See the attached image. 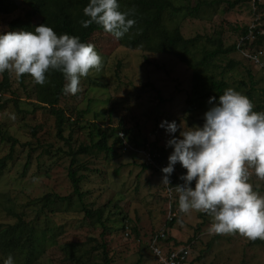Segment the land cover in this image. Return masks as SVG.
Segmentation results:
<instances>
[{"label":"rangeland","instance_id":"rangeland-1","mask_svg":"<svg viewBox=\"0 0 264 264\" xmlns=\"http://www.w3.org/2000/svg\"><path fill=\"white\" fill-rule=\"evenodd\" d=\"M10 1L14 7L7 15L0 14V31H8V23L22 18L27 10L22 0ZM186 1L193 5L195 0H172L176 5L186 4ZM222 1L202 9L196 18L178 16L182 36L198 37L204 43L206 38L220 33L225 48L236 43V29L250 26L256 18L260 26L264 25V0H239L232 8L227 2L235 0ZM260 33L264 34V30ZM88 43L94 45L102 65L99 71L91 69L81 77L77 93H64L61 97L58 107L76 122L64 126L63 140L55 136L54 116L49 109H35L30 75L20 85L15 74L5 70L10 89L1 92L0 159L9 151L10 142H6V137L18 143L12 159L5 162L0 172V227L15 223V215L23 214L25 221L37 227L38 236L45 235L42 252L32 264H74L63 258L60 248L65 244L76 246L77 255L97 244L104 245L91 251L89 257L85 256L84 264H105L102 251L107 254L109 264H158L150 240L162 231L178 245L193 238L187 264H264V239L253 244L252 239L236 232L210 234L208 227L212 218L203 216L204 212L190 210L166 229L169 200L164 194V184L160 183L163 175L144 169L139 152L123 153L113 146L114 152L108 155L92 151L77 156L74 169L83 176L79 186L81 201L72 195L67 177L68 152L80 144H88L89 131L84 127H89V123L102 129L115 128L121 123L139 143L145 140L146 144H157L164 152L166 165L172 150L171 146H166V141L178 136L186 127L201 126L203 113L211 107L210 103L201 108L187 106L192 75L172 56L123 48L104 33H94ZM254 49L249 48V52ZM261 50L264 52V45ZM229 60L236 65L233 70H226L228 88H239L238 92L243 94L249 87L246 75L249 71L255 82L254 99L264 100L263 67L254 65L245 50L215 62L224 66ZM1 77L2 73L0 80ZM241 81L245 85L240 87ZM76 115H79L78 120ZM162 120L175 121L177 132L167 133L159 127ZM185 171L179 162L174 165L173 172L179 181ZM248 182L264 197V180L250 174ZM46 194L69 199L43 209L40 200ZM81 205L94 213L93 219L100 212L105 232L85 217ZM125 225L130 230L129 236L122 230ZM49 233L55 235L52 243ZM162 253H165L164 248ZM3 259L0 254V264ZM13 259L14 264H23L19 255L15 254Z\"/></svg>","mask_w":264,"mask_h":264},{"label":"clouds","instance_id":"clouds-1","mask_svg":"<svg viewBox=\"0 0 264 264\" xmlns=\"http://www.w3.org/2000/svg\"><path fill=\"white\" fill-rule=\"evenodd\" d=\"M82 12L88 17L81 21L82 27L95 23L116 39L135 23L130 18L134 9L121 11L118 0H88ZM101 65L92 43L68 33L58 35L44 23L32 30L0 31V73L9 70L17 79L30 74L34 84L43 85L45 74L56 70L66 81L62 92L75 94L81 77L91 69L99 71ZM208 102L211 107L203 113L201 126L186 127L166 141L172 150L161 168L165 175L160 183L169 185V175L179 162L186 171L180 176L183 184L174 187L178 204L175 199L172 209L183 215L190 210L209 214L210 234L236 232L264 239V197L248 182L250 174L264 180V111H254L250 99L232 88L210 96ZM158 126L167 133L178 128L175 121L162 120ZM2 264H14L12 255Z\"/></svg>","mask_w":264,"mask_h":264},{"label":"trees","instance_id":"trees-1","mask_svg":"<svg viewBox=\"0 0 264 264\" xmlns=\"http://www.w3.org/2000/svg\"><path fill=\"white\" fill-rule=\"evenodd\" d=\"M239 0L234 2H227V6L232 8ZM242 1V0H241ZM88 0H22V4L27 10L22 18H16L8 23L9 30H32L35 25L44 23L53 28L59 35L61 33H68L80 38L82 42L88 43L89 39L94 33H104L112 36L103 31L101 26L92 23L87 27L81 26V21L88 19L82 12L83 7L87 4ZM222 0H195L192 5L188 1L186 4L178 3L177 5L172 0H118L119 9L127 11L133 8L134 12L130 16L135 20V23L130 27L129 31L119 39L113 38L120 46L129 50H140L151 55H169L175 58L179 63L185 65L191 72V98L187 100V106L191 109L209 103L208 98L218 97L223 94L224 90L228 88L225 79V73L234 69L236 63L229 60L224 66H220L218 62L222 58L233 52H240L247 46V41L243 45L237 44V39L240 36L247 34L248 28L242 27L236 29L238 33L236 43L229 47H223L220 33H216L213 38H206L204 43H201L198 37L184 38L178 26V16L196 18L199 12L204 8L219 5ZM258 4L255 3V6ZM14 4L10 0H0V14L7 15ZM36 21L33 23L32 21ZM256 24L254 29L255 39L249 48H256L261 50L264 45V34L260 30H264V25L260 26L259 18L253 22ZM264 69V68H263ZM30 74H22L20 79H17L20 85H23V80ZM46 75V82L41 84L33 83V94L35 97V109H49L50 114L54 116V127L56 130L55 136L57 139L63 140V129L65 125H75L76 122L67 117L62 109L58 107L59 101L63 96L62 88L65 84L63 75L56 70H50ZM249 80V87L243 92L254 105V111H264V100L260 98L254 99V83L253 76L247 72ZM244 82H239V86H244ZM10 85L8 82V73L4 71L0 80V99L3 92H8ZM235 88V91H238ZM2 92V93H1ZM264 94V89L262 90ZM188 107V108H189ZM79 115H76V120ZM88 144H80L77 149L70 150V163L68 166L67 177L72 188V195L76 196L81 201L82 193L80 192V183L83 176L78 174V170L74 169L76 166V157L80 155L91 154L92 151L104 153L108 155L114 152L113 146H117L123 153L126 152H139L143 160V168L151 169L158 172V174L165 175L161 172V168L166 166L164 164L165 156L162 149L157 144H146V141L138 142L136 137L131 134V131L124 128L119 123L115 128L102 129L97 127L96 124H88ZM123 134V138L119 134ZM3 136L1 140H3ZM6 142H10L9 151L6 156L0 159V172L5 167V162L12 159L14 153V146L18 143L16 139L11 137L5 138ZM4 141V140H3ZM111 142V144H110ZM68 143V140H66ZM126 143V144H125ZM27 163L25 164V167ZM81 167V166H79ZM170 177H173L177 182L175 184H183L179 181L174 172ZM191 186V185H190ZM194 186V185H193ZM164 189V188H163ZM165 194V193H164ZM166 197V194H165ZM69 197H59L57 195L46 194L40 202L42 208H48L56 202L67 201ZM167 199V197H166ZM176 203L178 204V195L175 196ZM81 210L84 212L85 217L95 225L101 226L103 232L106 228L104 222L100 220V212H97L96 219H93L94 213L81 205ZM204 215H209L204 212ZM23 214L15 215L16 222L7 224L0 227V254L6 257L9 254L14 257L15 254L19 255L23 264H32L36 260L37 255L42 252V244L45 242V235L42 237L37 235V227L30 222L25 221ZM176 220H166L165 227L170 229ZM125 235H130L128 226L122 227ZM50 234V241L52 243L55 237ZM162 236V237H161ZM155 242L152 246L158 247L163 251L169 253L172 250L180 247L190 248L192 243L190 241L186 244L178 245L173 243L171 238L166 237L164 231L156 233ZM261 242L260 238L252 239L253 244ZM163 244V245H162ZM185 245V246H184ZM99 246L104 248V245L97 244L90 250H83L80 255H77L76 246L72 244H65L60 248L63 258L74 264H84V257H89L91 251L96 250ZM163 247V248H162ZM152 253L153 250L151 249ZM154 257L156 255L153 253ZM107 254L102 251V262L109 264ZM159 264V262H157Z\"/></svg>","mask_w":264,"mask_h":264},{"label":"built area","instance_id":"built-area-1","mask_svg":"<svg viewBox=\"0 0 264 264\" xmlns=\"http://www.w3.org/2000/svg\"><path fill=\"white\" fill-rule=\"evenodd\" d=\"M256 24H251L248 28L247 34H245L244 36H240L237 39V44L238 45H243L244 41H247V46L244 47L247 57L250 59V61L259 67H263L264 68V52L262 50H253L251 53L249 52V47L251 46L252 42L255 39V34H254V29H255ZM263 30H260V32ZM119 137L123 138V134H119ZM126 144V143H125ZM177 181L173 178L169 176V185H164V191L166 194L167 199L169 200V210H168V217L167 220H176L177 218L179 219L184 213H180L178 211V208L172 209V204H174L175 202V196L178 195L175 192V186L178 184H175ZM181 184V183H180ZM171 187V192L169 191V188ZM162 237V236H161ZM155 237H154V242H155ZM156 246V245H155ZM153 246V249H157L158 252H154L153 253L156 255V257L158 258V262L159 264H187L188 263V257H189V250L188 248H183L180 247L178 249L172 250L171 252L167 253H162L161 249L158 247Z\"/></svg>","mask_w":264,"mask_h":264},{"label":"bare ground","instance_id":"bare-ground-1","mask_svg":"<svg viewBox=\"0 0 264 264\" xmlns=\"http://www.w3.org/2000/svg\"><path fill=\"white\" fill-rule=\"evenodd\" d=\"M158 259V258H157Z\"/></svg>","mask_w":264,"mask_h":264}]
</instances>
